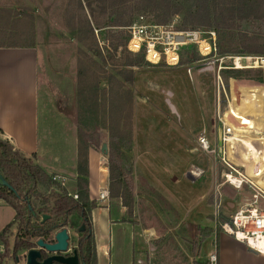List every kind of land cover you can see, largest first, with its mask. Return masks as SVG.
<instances>
[{"label":"rangeland","instance_id":"1","mask_svg":"<svg viewBox=\"0 0 264 264\" xmlns=\"http://www.w3.org/2000/svg\"><path fill=\"white\" fill-rule=\"evenodd\" d=\"M143 5L136 0L127 2L120 7L119 16L111 7L103 11L101 0H0V44L26 43L37 47L42 62L41 86L46 91L49 106L58 114L62 111L64 120L72 122L77 130L78 57L82 56L87 64L90 57L95 58L98 65L105 68L106 72L100 74L98 96L107 93L112 98L113 92L122 90L125 105L120 115L123 119L119 128L111 133L108 128L110 120L105 119L100 108L99 112L98 108L90 112L82 120L83 127L86 123L88 131L95 136L89 149L101 156L100 165H108V169L109 154L116 157L124 168L126 182L134 188L133 195L137 190L143 194L142 200H148L172 216V201L183 204V207L179 206L183 210L181 220L175 223L171 217L168 221L173 228L170 231L178 232L173 247H170L171 256L164 250V257L160 253L158 263L209 264L210 250L198 243L201 231L206 233L212 229L211 235L224 233L222 226L249 204L256 203L264 209V191L257 187L262 184L249 174L251 169L264 168V147L258 145V140L250 143V148L257 146L259 153L255 149L251 154H263L262 160L250 166L242 162L244 149L249 146L248 136H264V125L258 122L246 127L250 117L244 116L245 112H252L249 114L251 118L259 115L257 117L263 119L264 115L255 112L260 104L264 106V65L257 59L264 57L261 53L264 48V5L254 13L259 17L238 18L235 26L229 29L221 28L213 20L196 27L183 25L188 7L185 5L163 24L174 23L181 29L215 30L218 55L229 56L222 63L225 68L219 70L218 61L206 64L194 49H189L182 53L178 65L154 64L143 58L138 65L126 66L125 74L132 70L133 80L116 74L122 83L112 82L113 87L109 90L107 76L116 73L122 62L137 54L126 47V26L140 15L159 23L156 12ZM88 18L93 23L95 18L105 22V26L95 29L98 44L102 47L101 58L94 56L78 38V28H85ZM114 18L122 23L108 25V21ZM115 45L117 49H114ZM235 59H239L240 68ZM95 83L90 81L88 86ZM251 88L257 90L256 95L244 93ZM130 93L131 127L125 118ZM242 104L248 105L249 109L245 111ZM231 127L233 133L229 136L227 128ZM225 135L229 137L227 141L223 140ZM202 138L209 141L208 151L202 146ZM104 142L107 143V153L101 150ZM175 178L180 187L176 192L171 180ZM231 179L242 180V183L237 184ZM6 208L12 211L9 205L0 207V210ZM221 216L226 221L222 222ZM73 218L77 220L76 216ZM12 219L13 216L6 220L10 223ZM17 227L16 222L4 234L9 239V246L0 249L1 264H26L27 251H20L18 259L13 256ZM70 231V246L75 248L73 245L79 235L72 229Z\"/></svg>","mask_w":264,"mask_h":264},{"label":"crops","instance_id":"2","mask_svg":"<svg viewBox=\"0 0 264 264\" xmlns=\"http://www.w3.org/2000/svg\"><path fill=\"white\" fill-rule=\"evenodd\" d=\"M41 67V57L34 45L0 44V137L28 156L36 153L37 163L74 196L79 176L78 130L72 122L64 120L62 111L58 114L49 106L41 86ZM100 158L96 151L89 149V196L96 202L91 220L97 264H136L138 260L162 264L163 261L158 263L160 253L163 256L165 250L171 256L170 247L178 237L177 230L170 231L173 228L168 221L171 217L175 223L181 220L183 210L179 206L183 204L172 201V216L142 200L143 194L137 190L131 211L120 198L99 199V193L110 184L108 165H100ZM171 180L176 192L180 188L177 178ZM0 207H8L2 198ZM10 208L12 211L0 210V232L9 224L6 219L15 216L14 208ZM211 234L202 242V247L207 246L210 253L216 252V264H264V252L251 249L225 231ZM71 239L70 231V242Z\"/></svg>","mask_w":264,"mask_h":264},{"label":"trees","instance_id":"3","mask_svg":"<svg viewBox=\"0 0 264 264\" xmlns=\"http://www.w3.org/2000/svg\"><path fill=\"white\" fill-rule=\"evenodd\" d=\"M100 1V0H99ZM104 4L103 11L108 7L113 8L112 12L119 14L120 7L132 0H101ZM143 6H149L157 14V20L160 23L168 21L174 13L182 10L187 5L183 25L196 27L198 25H207L211 21H216L221 28L229 29L235 26L238 18H248L254 15L264 5V0H136ZM108 2V3H107ZM107 3V4H106ZM91 8V4L89 3ZM259 10H255V9ZM92 10V9H91ZM85 28L79 27V40L84 42L94 56L102 57V47L99 46L95 29L101 28L105 22L96 18L94 23L88 19L85 22ZM122 23L117 18L109 20L108 25H118ZM96 25V26H95ZM128 36H126L127 40ZM264 44V42H263ZM264 46V45H263ZM114 49H117L115 45ZM252 51V50H250ZM81 53L84 51L81 49ZM264 53V48L262 52ZM128 54H131L130 52ZM88 58V57H87ZM144 58L143 52L130 57L127 62L121 63V68H117L116 73L111 72L107 78L111 89L112 82H121V77H127V80H133V72L129 70L125 74V67L138 65ZM77 103H78V173L77 178V197L69 193L68 189L58 181L54 175L49 174L42 166L37 163L36 153L30 156L23 151L15 148L13 144L0 137V174L13 187L14 190L4 185L0 180V198L15 210V216L12 222L7 224L0 232V242L8 248L9 239L4 235L11 226L17 222V233L13 243V256L19 258V252L30 250L36 246V241L43 238L46 241H53L55 231L69 227L79 236L76 242V248L80 256L81 264H97L95 240L93 234L91 211L96 206L95 200L89 196V167L88 152L94 143L93 134L88 131V125L83 127L82 120L86 119L94 109L101 110L105 119L110 120L109 130L113 131L119 128L120 121L123 119L121 112L124 109V92L103 93L98 96L101 72L105 73V68L98 65L95 58H89V63L84 61L82 56L78 57L77 64ZM90 81H96L92 87L88 86ZM119 83V84H120ZM121 85V84H120ZM111 92V91H110ZM128 114L126 115L128 126H132V94L128 100ZM116 110L117 117H115ZM99 112V111H98ZM116 120V121H114ZM112 137V135H111ZM109 190L111 197L120 198L122 203L132 210L134 203L133 188L130 186L123 174L121 163L109 154ZM47 215L46 218H43ZM74 216L77 220H74ZM221 221H226L223 216ZM85 226L84 230L80 228ZM212 229L204 233L201 231L199 245L211 234ZM8 251V250H7ZM59 264V263H58Z\"/></svg>","mask_w":264,"mask_h":264},{"label":"built area","instance_id":"4","mask_svg":"<svg viewBox=\"0 0 264 264\" xmlns=\"http://www.w3.org/2000/svg\"><path fill=\"white\" fill-rule=\"evenodd\" d=\"M126 29L128 32L126 47L128 50L135 53L143 52L144 58L150 63L162 62L171 66L178 65L181 62L182 53L194 49L200 55L201 60L206 61V64L220 62V70L225 68L222 63L229 57L218 55L216 31L212 29H181L176 27L174 23L151 22L144 15H140L127 25ZM239 59H235V61L237 62ZM257 59L264 65V57H257ZM221 86L224 89L222 81ZM229 131L230 128H227V132ZM226 137L225 135L224 141H227L228 138ZM201 143L203 148L208 151L209 141L202 138ZM201 173L202 171L199 172V174ZM74 197H77V194H74ZM109 198V188H105L99 193V199L107 200ZM255 204L252 203L239 209L230 221L222 227L226 233L245 242L251 249L264 252L261 248L254 247L249 240L250 238L264 237V209ZM3 246L1 244V249ZM26 251L28 252V250ZM209 261V264H216L217 254L215 251L210 253ZM136 264H142V261L138 260Z\"/></svg>","mask_w":264,"mask_h":264},{"label":"water","instance_id":"5","mask_svg":"<svg viewBox=\"0 0 264 264\" xmlns=\"http://www.w3.org/2000/svg\"><path fill=\"white\" fill-rule=\"evenodd\" d=\"M101 150L107 153V143L102 144ZM191 177V175H188ZM1 182L14 190L13 187L1 176ZM44 215L43 218H46ZM84 225L81 229H84ZM36 247L31 248L26 255V264H81L78 249L70 246V230L69 227H63L57 230L53 235V241L49 242L43 238L36 241ZM72 249V250H71ZM42 250L51 253L45 258H42ZM71 250L70 254L69 251Z\"/></svg>","mask_w":264,"mask_h":264},{"label":"bare ground","instance_id":"6","mask_svg":"<svg viewBox=\"0 0 264 264\" xmlns=\"http://www.w3.org/2000/svg\"><path fill=\"white\" fill-rule=\"evenodd\" d=\"M237 67L238 68H240L241 67V64H240V62H239V60H237ZM257 90L256 89H252L251 88V90H249V91H244V93H248V94H253V95H256L257 93H255ZM255 100V99H254ZM259 100V99H258ZM252 102V101H251ZM263 102V101H262ZM258 103V102H257ZM248 104H250V103H248ZM256 105V104H255ZM254 105V106H255ZM238 107H240V106H238ZM238 107H236V108H234V109H237ZM241 107L242 108H244V110L246 111V109H249L248 108V105H245V104H242L241 105ZM252 109H253V107H251ZM230 109L232 110V108H231V106H230ZM264 106L262 105V104H260V106H259V109H256L255 110V112L257 113V114H259V111L261 112V113H263L264 114ZM263 111V112H262ZM248 113V112H247ZM246 112L244 113V116H248V117H250V120L247 122V124H246V127L247 126H252L254 123H258L259 122V124H261V126H262V124L264 125V115H263V119H261L260 117H257V116H259V115H256V116H253L252 118H251V116L249 115L250 113H252V112H250L249 114H247ZM250 121H252V123H250ZM240 122V121H239ZM244 122H246V120L244 121ZM233 123V122H232ZM242 124H243V122H242ZM233 133V129H232V127L230 128V131H229V136L231 135ZM249 135V134H248ZM228 139H229V137H228ZM256 140H258L257 141V143H258V145H259V143L260 144H262V146H261V148L262 147H264V136L262 137H260V136H257L256 138H255V136H254V138H251L250 136H248V140H247V146H248V144H249V146L248 147H246L245 149H244V153H245V159L242 161L243 162V164H245V165H247V166H250L251 164H254V163H258V162H260L261 160H262V155L261 154H259L258 156L257 155H255L256 153H259V150H258V148H257V146H253L252 148H250V143H252V142H256ZM255 149H256V153L255 154H251V150L253 151V152H255ZM263 149V148H262ZM263 152V151H262ZM254 157H256V158H254ZM241 160H242V158H240ZM253 161V162H252ZM256 166V165H255ZM250 176L256 181V182H259L260 184H262V185H259V184H257V183H255L253 180H250L251 182H253L254 184H257V187L259 188V189H261L262 191H264V168H255V169H251V171H250ZM231 176L232 175H229V177L231 178ZM232 180V179H231ZM232 181H234V182H236L237 184L238 183H242V180H232ZM240 235V234H239ZM240 236H242V235H240ZM250 240V243L254 246V247H258V248H261L262 250H264V237H258V238H250L249 239Z\"/></svg>","mask_w":264,"mask_h":264},{"label":"flooded vegetation","instance_id":"7","mask_svg":"<svg viewBox=\"0 0 264 264\" xmlns=\"http://www.w3.org/2000/svg\"><path fill=\"white\" fill-rule=\"evenodd\" d=\"M85 228V227H84ZM81 229V228H80ZM81 230H84V229H81ZM37 246V245H36ZM35 246V247H36ZM35 247H33V248H35ZM70 252L71 251H69V253H67V254H70ZM51 253H48V252H46V251H44V250H42V258H45V257H47L48 255H50ZM55 264H58V263H55Z\"/></svg>","mask_w":264,"mask_h":264}]
</instances>
